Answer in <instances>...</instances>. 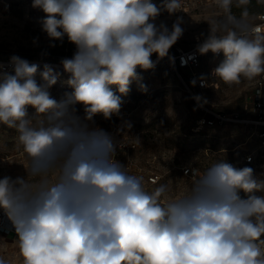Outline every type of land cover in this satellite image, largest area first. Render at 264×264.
<instances>
[{"label":"clouds","instance_id":"obj_1","mask_svg":"<svg viewBox=\"0 0 264 264\" xmlns=\"http://www.w3.org/2000/svg\"><path fill=\"white\" fill-rule=\"evenodd\" d=\"M213 3L223 15L208 22L197 49L223 53L213 74L228 85L264 74V34L246 22L250 0ZM32 7L45 14L39 23L49 39L67 36L76 52L61 61L74 91L59 101L49 91L58 74L48 65L40 84L39 66L16 55L14 74L0 72V125L17 133L26 173L0 178V209L23 264H264V196L239 195L264 191L252 168L213 162L193 170L179 196L166 183L147 191L143 177L115 159L113 137L90 123L97 114H119L113 86L127 95L142 79L137 69H153V54L168 56L183 35V17L171 29L155 21L162 10L180 11L181 0L162 7L152 0H33Z\"/></svg>","mask_w":264,"mask_h":264},{"label":"rangeland","instance_id":"obj_2","mask_svg":"<svg viewBox=\"0 0 264 264\" xmlns=\"http://www.w3.org/2000/svg\"><path fill=\"white\" fill-rule=\"evenodd\" d=\"M152 2L162 7L163 0ZM181 2L180 11L169 15L162 10L155 21L157 25L163 22L171 29L176 18L183 17V35L169 52L177 48H188L197 35L208 37V22L223 15L213 1ZM32 3L33 0H0V63L8 62L16 55L30 64H37L39 67L35 79L40 84L44 82L40 73L45 65L50 66L54 74L64 75L63 69L52 65L46 56L56 55L66 48L76 46L68 41L67 36L62 41H51L39 23L45 14L40 9L33 8ZM247 7L249 16L246 22L250 26L261 23L264 0H250ZM233 13L239 17L241 10L234 7ZM53 43L55 47L50 46ZM151 59L155 62V67L146 71L137 69L142 79L130 84L127 95L120 94L113 86L112 90L122 100L119 114H113L107 120L97 114L93 122H90L92 127H99L116 139L135 143L134 148L117 151L118 161L125 167L129 166L131 174L143 177L145 190L151 191L159 184L166 183L173 197L183 194L193 180L182 175V168L186 166L203 170L213 162L223 161L237 169L250 167L254 177L264 181V157L257 158L251 164H244L242 159L245 154L254 152L255 155L257 150V139L251 135L252 127L228 122L196 129L197 120L207 115L200 108L204 105L229 116L249 113L252 80L242 79L239 84L228 85L213 74L212 77L208 76L206 90H193L195 97H200L196 101L188 89L193 88V84L186 79L187 71L176 70L167 57L159 59L153 54ZM222 60L208 52L202 57L199 70L209 74V70L218 67ZM211 64L214 67H210ZM0 72L6 71L0 69ZM7 72L14 74L13 69ZM63 80L68 81L67 78ZM140 84L147 86L146 92L140 90ZM49 91L52 98L59 101L65 93H71L74 89H60L56 82ZM75 108L77 115L83 118L84 106L76 104ZM34 111L31 106L28 107L30 115ZM16 136L15 130L0 125V178L5 175L13 178L26 175L22 164L25 161L23 154L18 151ZM153 172L160 174L157 183H151L148 179ZM239 195L264 196V191L249 194L241 190ZM3 213V209H0V215ZM0 259L5 264H23L15 231L0 232Z\"/></svg>","mask_w":264,"mask_h":264},{"label":"built area","instance_id":"obj_3","mask_svg":"<svg viewBox=\"0 0 264 264\" xmlns=\"http://www.w3.org/2000/svg\"><path fill=\"white\" fill-rule=\"evenodd\" d=\"M213 1V0H208ZM262 22L258 24L252 25V27L262 26L260 27L261 33H264V16L262 18ZM207 39V37H200L195 36L194 41L188 48H177L173 52H169L168 56H166L171 64L174 66V68L177 70H185L187 71L186 79L191 84H193V81L195 83L193 84V88H188L191 94L196 99L195 95L193 94V90L197 91H203L206 90L208 87V76H213V68L212 70H209V74L206 72H203L199 70L201 66L202 57L205 54H200L198 49V45L202 44L204 40ZM76 52V49H72L69 51L67 48L64 51V55L62 56L63 59L65 58H72L74 53ZM214 56H222L223 53L219 54H213L211 51H209ZM58 62L60 64H58ZM52 65H58L60 68L63 69L64 75H58L57 78V85L60 89H69L71 86L68 84L63 83V79L67 78L68 80L71 77L70 73L65 72L63 65L61 61L52 62ZM1 70L10 71L13 69V65L10 64V61L2 63L0 66ZM208 74V75H207ZM66 75V77H65ZM68 76V77H67ZM181 79L184 81V79L181 77ZM185 82V81H184ZM196 101H198L196 99ZM250 112L247 114H234L232 116H229L223 112L215 111L211 108H209L207 105L201 106L200 108L207 114L206 116H202L197 120V128H202L203 126H213V125H222L225 123H235V124H241L244 126H250L252 127L251 135L255 136L257 139V150L254 152L245 154L242 159L244 164H251L254 163L257 158L261 159L264 157V74H262L259 77H256L253 84H252V90L250 93ZM118 114H116L117 116ZM112 132V131H111ZM111 135V134H110ZM112 136V135H111ZM114 141L117 143V149L115 154V159L118 161V150L122 148H134L135 143L134 142H127L125 140L116 139L114 136H112ZM120 145H123L122 147ZM262 156V157H261ZM154 158H156L154 156ZM119 162V161H118ZM197 168L186 166L182 168V175L185 177H188L190 179H193V170ZM149 181L151 183H157L160 179V174L157 172H153L148 177ZM242 199H247L248 197L241 196ZM14 232V226L12 222L8 219V217L5 215V213L0 215V232Z\"/></svg>","mask_w":264,"mask_h":264},{"label":"trees","instance_id":"obj_4","mask_svg":"<svg viewBox=\"0 0 264 264\" xmlns=\"http://www.w3.org/2000/svg\"><path fill=\"white\" fill-rule=\"evenodd\" d=\"M67 49L69 51H71L72 49H76V47L75 48L70 47V48H67ZM63 55H64V51L62 50L61 53H59V54L49 55V56H46V57H48L47 60H49L51 62H55V61H62L63 60V58H62Z\"/></svg>","mask_w":264,"mask_h":264},{"label":"crops","instance_id":"obj_5","mask_svg":"<svg viewBox=\"0 0 264 264\" xmlns=\"http://www.w3.org/2000/svg\"><path fill=\"white\" fill-rule=\"evenodd\" d=\"M261 34H264V33H261ZM217 58H222V59H224V55H222V56H217ZM210 67H214V65L211 64ZM209 69H210V68H209ZM209 69H208V70H209ZM208 70H207V71H208ZM254 80H255V78L250 82V86H251V88H250V93H251V90H252V84H253ZM250 106H251V103H250ZM245 114H247V113H245Z\"/></svg>","mask_w":264,"mask_h":264},{"label":"bare ground","instance_id":"obj_6","mask_svg":"<svg viewBox=\"0 0 264 264\" xmlns=\"http://www.w3.org/2000/svg\"><path fill=\"white\" fill-rule=\"evenodd\" d=\"M257 27H259V26H257ZM260 27H262V26H260ZM260 27H259V28H260ZM0 66H1V63H0ZM63 83L68 84V83H67V80H63Z\"/></svg>","mask_w":264,"mask_h":264}]
</instances>
